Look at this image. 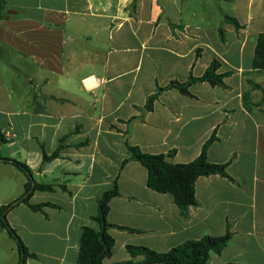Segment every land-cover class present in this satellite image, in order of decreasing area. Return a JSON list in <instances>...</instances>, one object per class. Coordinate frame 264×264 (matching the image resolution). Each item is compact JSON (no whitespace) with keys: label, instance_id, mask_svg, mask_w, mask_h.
Wrapping results in <instances>:
<instances>
[{"label":"crops","instance_id":"crops-1","mask_svg":"<svg viewBox=\"0 0 264 264\" xmlns=\"http://www.w3.org/2000/svg\"><path fill=\"white\" fill-rule=\"evenodd\" d=\"M3 15L0 134L10 153L0 157V210L27 183L3 159L27 164L35 183L55 186L35 191L32 204L60 207L33 212L20 204L8 213L36 256L26 264H77L82 229L98 228V202L115 181L119 196L107 220L135 231L109 229L115 246L103 264L141 262L128 246L166 253L228 230L230 242L211 264H264V71L253 66L264 0H6ZM215 61L224 87L195 83L192 96L165 90L144 110L159 88L201 77ZM213 135L208 161L226 165L230 178H199L186 216L171 195L148 188L139 162L122 167L127 142L188 164ZM64 138L59 158L43 165V153ZM20 257L0 228V264Z\"/></svg>","mask_w":264,"mask_h":264},{"label":"trees","instance_id":"trees-1","mask_svg":"<svg viewBox=\"0 0 264 264\" xmlns=\"http://www.w3.org/2000/svg\"><path fill=\"white\" fill-rule=\"evenodd\" d=\"M5 6L6 0H0V20L5 17L3 15ZM226 21L238 30L242 28L235 18L227 16ZM253 66L255 69L264 71V32L258 37ZM219 67V63L215 61L201 77L196 78L190 76L185 83L173 81L168 86L159 88L158 93L148 98L144 110L148 112L152 111L158 96L165 90L177 89L186 96H192L189 88L195 83H209L212 86L224 87L225 75L217 73ZM65 140L66 138L60 141L58 149L51 155H48L46 152L43 153V165L59 158L61 152L66 147L64 145ZM215 140V135H213L203 146L202 152L198 158L188 164H173L168 161L166 155L146 154L139 147L131 146L127 142L126 146L130 152V158L123 162L122 167L130 160L139 162L148 172V188L159 194L171 195L182 215L186 216L189 208L197 204L196 183L199 178L212 175L230 178L227 173L226 165L213 164L208 161V149ZM2 141L4 140L0 134V142ZM171 155H173V153H171L170 156ZM3 161L13 165L23 173L27 179L24 195L20 199L3 206L0 210V228L7 231L16 241L21 255L19 264H26L29 258H36V256L28 251L17 232L9 225L7 221L8 213L20 204H25L33 212H43L46 207H53L56 209L60 207L51 203L32 204L31 199L35 191L53 192L55 186L35 183L31 168L23 162L11 159H3ZM61 189L67 191L65 186H62ZM118 196L119 191L117 181H115L113 189L104 193L98 202V215L94 218L98 228L86 226L82 229L77 264H103L105 259L113 255L115 240L109 234V229L116 228L131 232L135 231L130 228L112 225L107 220L110 212V202ZM230 239L231 233L228 230L225 236H207L197 241H187L172 248L166 253H159L145 247L128 246L127 251L132 259L142 256L143 260L141 262L131 260L120 264H211V256L213 254L221 255L230 242Z\"/></svg>","mask_w":264,"mask_h":264},{"label":"rangeland","instance_id":"rangeland-1","mask_svg":"<svg viewBox=\"0 0 264 264\" xmlns=\"http://www.w3.org/2000/svg\"><path fill=\"white\" fill-rule=\"evenodd\" d=\"M17 120V118L15 119ZM16 135H20L21 136V131L17 130V132H14ZM10 153L9 147L6 145H2V143L0 142V157H5L8 156ZM5 177H8L7 173H5ZM10 176V175H9ZM14 183L18 184V179L15 178L14 179Z\"/></svg>","mask_w":264,"mask_h":264}]
</instances>
